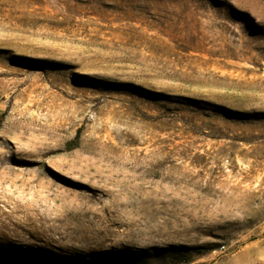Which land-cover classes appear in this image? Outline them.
<instances>
[{
    "label": "rangeland",
    "instance_id": "374dc122",
    "mask_svg": "<svg viewBox=\"0 0 264 264\" xmlns=\"http://www.w3.org/2000/svg\"><path fill=\"white\" fill-rule=\"evenodd\" d=\"M0 264H264V0H0Z\"/></svg>",
    "mask_w": 264,
    "mask_h": 264
}]
</instances>
